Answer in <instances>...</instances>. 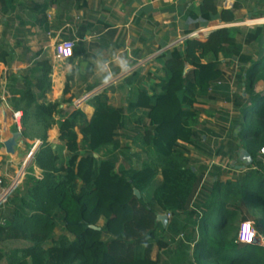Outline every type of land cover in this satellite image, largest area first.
Segmentation results:
<instances>
[{
  "label": "trees",
  "instance_id": "obj_1",
  "mask_svg": "<svg viewBox=\"0 0 264 264\" xmlns=\"http://www.w3.org/2000/svg\"><path fill=\"white\" fill-rule=\"evenodd\" d=\"M191 1L196 6L184 8L180 22L185 39L153 58L162 74L159 82L134 88L126 107L110 105L102 91L89 100V119L72 107L71 96L66 98L74 69L65 76L61 100L50 101L52 65L40 58L41 50L28 60L24 53L16 60L19 46L0 44L8 102L22 113L21 137L41 142L29 170L37 168L41 178L27 175L23 193L14 190L1 213L0 242L28 244L11 252L10 259L22 264H161L152 254L168 248L164 235L173 240L183 232L192 247V264H264V248L240 244L236 228L238 221L251 222L264 238V164L258 155L264 147V23L234 26L242 9L250 20H264V0ZM62 2L87 6V0H46L27 9L47 30V7ZM16 4L0 0L2 13ZM62 13L71 23L68 12ZM213 21L226 27L202 39L186 38ZM92 28L87 21L77 26L78 43L68 64L84 55L78 47ZM73 38L71 31L64 40ZM15 61L27 67L14 73ZM230 65L237 69L238 92L221 94V86L228 90L223 67ZM91 73L87 66L77 80L86 82ZM138 74L132 72L122 85H141ZM208 101L232 107L225 119L232 134L219 145L208 122L199 121L197 105ZM55 126L61 147L48 141ZM190 149L198 156H214L218 163L206 165ZM242 151L249 154L250 166L239 160ZM134 159L139 167L133 166ZM236 166L243 168L237 171ZM158 212L169 215L165 227L157 221ZM179 247L190 250L182 243ZM184 251L179 256L186 257Z\"/></svg>",
  "mask_w": 264,
  "mask_h": 264
},
{
  "label": "crops",
  "instance_id": "obj_2",
  "mask_svg": "<svg viewBox=\"0 0 264 264\" xmlns=\"http://www.w3.org/2000/svg\"><path fill=\"white\" fill-rule=\"evenodd\" d=\"M44 3H46V0H17L14 10L9 11L6 15L2 13L0 6V16H3L0 21V41L5 42V44H8L9 46L11 45L10 43H12L13 46L15 44L19 46L14 50L16 60L22 58V53H24V59L28 60L32 57L34 52L41 50L42 55L40 58L48 60L52 65V88L48 99L50 101H58L62 98V90L67 72L63 70L62 67L56 65V61L52 57L53 51H50V46L55 42V39H52V33L57 32L56 35L59 34L65 29H68L69 24L65 23L66 21L63 20V23L57 25V29H55L53 27V21H56V17H49L48 15L49 11L52 12L54 6H48L45 11L48 28L46 30L43 26H40V24H38L40 17L27 9V6L29 4L42 5ZM63 3L65 2H62L61 6H59L60 9L62 7L60 12H68V9L65 10V7L62 6L64 5ZM194 3L195 5L192 7V4ZM196 4V1L193 2L191 0H187V2L184 3L182 0H87V6L84 9L73 4L72 10H76L78 18L77 23L73 24V27L71 28L72 35L74 36L71 41H75V44L78 43L75 34L76 28L80 23L87 21L89 24H92L93 28L85 35L82 41L83 47L78 48L79 50H84L85 53L76 59L77 62L75 63V67L72 68L75 70V78L70 84L71 89L68 97L71 96L73 101L76 100V98H74L75 94L80 98L84 94H87V88H93V90L98 88L97 90L99 91H97V94L106 91V96L111 105L114 101L113 99L116 98L119 93H127L131 89V87L123 86V81L118 82V84L115 82L112 84L113 86H110L112 76L117 77L118 80L120 78V74L122 73V68L120 66L121 60H130L135 62L136 65L138 61L152 57V64L147 67L148 69L145 73H143V70L140 71L139 68L136 69L139 71L138 75L142 82L141 85H137L136 87H143L144 84V88L147 89L148 85L157 84L159 78L155 77L157 73H159V66L153 62V58L156 53H159L161 45L167 46L169 42L174 41L175 38L177 39V37L180 36V22L183 10L184 8H194ZM99 14H106V17L102 19L99 17ZM9 16H12L13 19L9 18ZM165 19L167 21H165ZM162 20H164V29L170 30V28H172L171 32L168 34L170 35L171 41L170 38L168 39V37H166L161 42L159 29ZM257 20L259 19H256L255 21L257 22ZM255 21L251 20L248 22H252V25H254ZM214 26L215 24L213 23L210 29H215ZM204 30L208 31L209 29ZM3 31H7V36L5 38L1 36ZM27 45H36L37 50L29 48ZM133 62L131 64H133ZM101 65H106L105 71H101ZM80 66L84 67L80 70ZM87 66H89L92 71L91 76L86 82H79L77 78L79 75L84 74ZM26 67V64L15 61L12 66V71L17 73L20 70H24ZM0 68V86H2L5 84V73L7 70L1 64ZM105 77H109L107 82H105ZM105 86L108 87L104 90L101 89ZM133 87H135V85L132 86V88ZM226 91L229 94L234 93L233 91ZM222 103L225 104V106H221L222 104H207L206 102L203 105H197V108H203L207 111L210 109V105H219L220 107H227L229 110H232L231 104L225 102ZM117 106L126 107L127 102L125 104L115 105V107ZM11 110V104H9L7 98V104H0V175L4 178L6 186L12 184L13 181H18V186L15 190L19 194H22L25 187L24 181L26 176L31 175L36 179H40L41 172L34 166H32V173L29 171L32 162L30 163L27 161L26 149H29L28 147H30L31 142L33 141L23 140L21 133L11 124ZM81 111L86 114L88 119L90 118L93 113V108L91 107V104H89V101L84 104ZM232 113L233 112L230 111L228 116L225 115L227 117L224 118V121L225 119L230 118ZM199 121H207L213 132L218 133L217 131L219 128L213 119L206 118L204 115L202 116L201 113ZM47 136L48 141L52 144L54 141L53 138L55 136L56 138L58 137V128L56 126L53 127L48 132ZM218 140L222 141V138H217V141ZM191 156H193V154H191ZM212 158L215 159L214 156H212ZM216 163H218L217 158ZM223 163L224 162L220 163L222 167L224 166ZM205 164L209 165L207 163ZM212 164L215 163L211 162L210 165ZM242 168L243 167L236 166L235 170L240 171ZM223 178L224 177H222V180L227 179ZM3 211L4 208L0 210V224L2 220L1 213ZM27 246L28 244L22 241L0 242V264H22L20 261L10 259L12 256L11 252L24 249Z\"/></svg>",
  "mask_w": 264,
  "mask_h": 264
},
{
  "label": "rangeland",
  "instance_id": "obj_3",
  "mask_svg": "<svg viewBox=\"0 0 264 264\" xmlns=\"http://www.w3.org/2000/svg\"><path fill=\"white\" fill-rule=\"evenodd\" d=\"M219 1H221L223 3L225 0H219ZM182 2L183 3L184 2H187V0H182ZM61 4L62 3H59L58 5H55L54 8H53V10H52V12L49 11V13H48L49 17L50 16L51 17L55 16L57 18V19L55 18L56 21H53V27H55L57 25H60L61 23H63V20L65 21V19H66L65 18V14H63L62 12H60L61 9H62V7L60 9L59 6H61ZM63 4L64 5H62V6L65 7V10L68 9V14L67 15L69 16V18L72 19L73 23L72 22L71 23H68L69 24V28L68 29H65L64 31L60 32L57 35H56L57 32H55V33L53 32L52 33V36H53L52 39L53 40L55 39V42H53V44L50 46L51 47L50 48V51H53L52 52V57L56 61V65L62 67L63 70H65L66 72H68L71 68L75 67V63L77 62V60H74V64H72V65L68 64L67 62H61V61H59L56 58L53 48L56 45L57 41L64 40L65 38H67L69 36V33L71 32V28L73 27V24H76L77 23V18H78L77 16H78V14H77L76 10H72L73 9V4L72 3H69V4L68 3L67 4L63 3ZM194 5H195V3L192 4V7ZM244 10L245 9H242L239 12L236 13L237 16H238V19H239V23L234 24L235 27L250 28L251 26H254V25H252L253 24L252 22H248V21H251V20L249 19V14L247 13V11L246 10L244 11ZM99 17H101L102 19H104L106 17V14H99ZM1 18H3V16H0V21L2 20ZM9 18H12L13 19L12 16H9ZM262 19H264V18H262ZM163 21L164 20L161 21V27L159 29V36L161 38V42L166 37H168V39L170 38V35H168V34L172 30V28H170V30L164 29V27H163ZM165 21H167V20L165 19ZM253 21H255V20H253ZM213 23L215 24L214 27L224 26V25L220 24L217 21H213V22H211L210 24H208L206 27H204L202 29H206L208 27H211ZM257 23H264V20H258L257 22L255 21V24H257ZM258 25H261V24H258ZM0 30H1V26H0ZM206 31L207 30H201V31H198V32H199V35H200V34H203V32H206ZM180 39H181V36H178L177 39H175L174 41H171V38H170V41L171 42H169V44L166 47H170L173 44L175 45L177 42H179ZM2 43L4 44L5 42L0 41V44H2ZM10 44H11L10 46H13L12 43H10ZM25 47H24V50H25ZM27 47L34 48L35 50H37L36 45H29V46L27 45ZM78 48H80V46ZM165 48H163L162 50H160V52L163 51V50H165ZM156 54H158V53H156ZM151 58L152 57H148V58L142 59L141 61H138L137 64L134 65V66H132V64H131L133 61H130V60L126 61L127 62V65H128L127 69H122L121 70L122 73L120 74L119 80L117 79V77L112 76V78H111L112 79L111 80L112 82H111V85L110 86H113L112 85L113 82H116V84H118V82H121L124 78H126L127 76H129L131 74L130 71H131V69L133 67L139 68L140 71L143 70V73H145L146 70L148 69L147 67L152 64ZM83 67L84 66H80L79 69L81 70ZM155 67H156V65H155ZM223 69L225 71V85L228 86V90L230 92L233 91L234 93L235 92H238V80H237V76H236L237 69L235 68V66L233 67L231 65L228 66V67H223ZM0 75H1V68H0ZM161 75L162 74L159 72V73H157V75H156L155 78H157V77L159 78ZM134 85H135V87L137 86V84H134ZM135 87H133V88L131 87L130 91H128L127 93L126 92L119 93V95L116 98L113 99L114 101L112 100L113 102H112L111 105H114L115 106V105H118V104H125L129 99H131L133 97V95L135 93V89H134ZM97 91H99V90H97ZM97 91H95V92H97ZM226 92L227 91H226L225 87L221 86L219 88V93L223 94V93H226ZM74 98L78 99L79 97L75 94L74 95ZM219 102H221V103H219ZM222 102L223 101H208L207 104H222L221 106H225V104H223ZM209 107H210V109H213V110L208 109L206 111L203 108H201L200 110L202 111V116L204 115L206 118L213 119V121L215 123H217V126L219 128V130L217 131L218 132L217 133V136H219L218 138H222V141L221 140L220 141L218 140L217 141V144H218V142L220 144L221 142H223L225 140V138H227V136L229 134L230 135L232 134V133L229 132V129L227 131V129H226L227 124L224 121V118L227 117L228 116V113L230 111H232V110H229L227 107H220L219 105H212V106L210 105ZM138 114L140 115L141 113L138 112ZM225 115H227V116H225ZM205 122H207V121H205ZM223 128H225L224 131H221ZM53 139H54V141L52 143L53 146H55V147H61L62 144L59 141H57L56 136ZM210 145L213 146V144H211V143H210ZM215 147H214V149H215ZM26 151H27V153H26V157H27V155L29 153V149H26ZM132 152L138 153V155L140 156V159L141 160L146 159V155L143 152H140L139 149L132 148ZM63 153H65V151H63ZM190 153L193 154V157L199 158L200 159V162H202L204 164L207 163V164L210 165L211 162H214L216 164V158L213 159L212 156H210V157H208V156H205V157L198 156L192 149H190ZM139 165H140V163H136V161L134 159L133 160V166L134 167H139ZM223 165H224L223 167H226L225 166V163H223ZM230 177H231V173L228 174V175H225L223 179L230 178ZM149 199H150L149 195H146L145 196V200L147 202H149L150 201ZM249 213L250 212H247L246 211L245 214L247 216H249L250 215ZM159 215H166V214H162V213L158 212V216ZM168 219L169 218H167V220ZM184 222L185 221H183L182 223H184ZM101 225H102V222H99V226H101ZM240 225H241V222L238 221L237 224H236L237 230H238V228H239ZM59 233H60V230L59 229H56L55 230V234L59 235ZM170 236L171 235H169V234H165L164 235L165 240L168 243V248L166 250L160 251V252H158L155 249L154 252H153V254H152V258L155 259L158 256L159 259H160V263L161 264H192V259H190L191 258L190 256L192 254V247H191V244L186 241L185 233L178 232V234H176V236H174L173 240H171ZM179 243H182L184 246H189L190 247V250L189 251L181 250L180 247H179ZM178 251L179 252L180 251L186 252V255H185L186 257L183 258L182 256H179L180 253Z\"/></svg>",
  "mask_w": 264,
  "mask_h": 264
},
{
  "label": "built area",
  "instance_id": "obj_4",
  "mask_svg": "<svg viewBox=\"0 0 264 264\" xmlns=\"http://www.w3.org/2000/svg\"><path fill=\"white\" fill-rule=\"evenodd\" d=\"M220 27H223V26H220ZM224 27H226V26H224ZM216 28H219V27H215V29ZM206 29H209V30L206 31V32H203V34L199 35L198 31H201V30H204V29H199V30L195 31L193 34H191L190 36L186 37V38H200V39H202L209 33V31L214 30V29H210V27H208ZM184 39L185 38H181L179 40V42H177L175 45L181 43ZM175 45L173 44L172 46H175ZM172 46H170V47H172ZM74 47H75V41L59 40V41H57V43L54 46L53 50H54L56 58L59 61L67 62V60L71 57V55H68L66 53L68 52L69 49L73 50ZM170 47H167L166 49H169ZM161 52L159 51V53H161ZM158 54H156V55H158ZM136 69H137L136 67H133L131 69L130 73L134 72ZM113 83H115V82H113ZM107 87L108 86H105V87H103L101 89L104 90ZM95 91H97V90H93V91H91V92H89L87 94H84L80 98H78L76 100H73L72 101L73 108L76 109V110H82L84 104L86 102H88L93 96L96 95L97 92H95ZM0 93H1V95H0V104H7L8 93H7V90H6V84L0 86ZM5 95L7 96V98H6ZM21 117H22V113L21 112H17V111H13V110L10 111L11 124L16 127L18 132L21 131ZM30 146H31V148L29 149V153L27 155V161H29L31 163L32 160H33L34 155L36 154V152L38 151V149L41 146V142L35 140V141L31 142ZM258 155H259V159L264 164V147H262L260 149ZM28 157H30V160H28ZM17 186H18V181H13L12 184L6 186L5 183H4V178L0 175V210L5 207V205L7 204V201L9 200V198L11 197L13 191L15 190V188ZM166 216H167V218H169L168 214ZM245 223H248V222L241 223V225L238 228L237 241L240 244H243V245H246V246L256 245V246L264 248V238L258 235L256 229L253 226V223H251L252 224V230L255 233V238L253 239V241L249 243V242L244 241L242 239V230H243V225Z\"/></svg>",
  "mask_w": 264,
  "mask_h": 264
},
{
  "label": "clouds",
  "instance_id": "obj_5",
  "mask_svg": "<svg viewBox=\"0 0 264 264\" xmlns=\"http://www.w3.org/2000/svg\"><path fill=\"white\" fill-rule=\"evenodd\" d=\"M68 55H72L73 54V50L69 49L68 52L66 53ZM120 66L122 69H127L128 65L127 62L124 60L120 61ZM106 70V65H101V71H105ZM109 79V77H105V82H107V80ZM255 238V233L252 230V224L251 222L245 223L243 225V230H242V239L244 241L247 242H252L253 239Z\"/></svg>",
  "mask_w": 264,
  "mask_h": 264
},
{
  "label": "water",
  "instance_id": "obj_6",
  "mask_svg": "<svg viewBox=\"0 0 264 264\" xmlns=\"http://www.w3.org/2000/svg\"><path fill=\"white\" fill-rule=\"evenodd\" d=\"M223 27H224V26H223ZM219 28H222V27H219ZM216 29H218V28H216ZM214 30H215V29H214ZM212 31H213V30H212ZM209 32H211V31H209ZM94 157L97 158L96 155H94ZM239 160H240L241 162H243L245 166H250V165H251V158H250L249 154H248L246 151H242V152L240 153ZM134 195H135L137 198L140 197V196H139V193H138L136 190H134ZM157 221L161 222L162 225L165 227V225H166V223H167V216H166V215H159V216H157ZM90 228L93 229V230H96V231H99V230H100V228H98V227H90Z\"/></svg>",
  "mask_w": 264,
  "mask_h": 264
}]
</instances>
